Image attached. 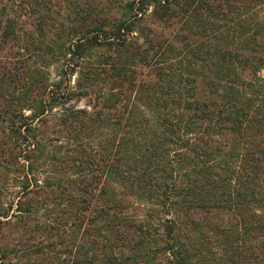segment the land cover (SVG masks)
Segmentation results:
<instances>
[{
  "label": "trees",
  "instance_id": "1",
  "mask_svg": "<svg viewBox=\"0 0 264 264\" xmlns=\"http://www.w3.org/2000/svg\"><path fill=\"white\" fill-rule=\"evenodd\" d=\"M11 171L0 260L264 264V0H0Z\"/></svg>",
  "mask_w": 264,
  "mask_h": 264
},
{
  "label": "rangeland",
  "instance_id": "2",
  "mask_svg": "<svg viewBox=\"0 0 264 264\" xmlns=\"http://www.w3.org/2000/svg\"><path fill=\"white\" fill-rule=\"evenodd\" d=\"M79 105H84V101H81ZM6 176L2 173H0V211L3 208H6L9 203H15V192L17 191V188H15L17 185V180L15 178V172L11 171L10 176L6 178ZM6 182V185L4 187V183ZM2 187V188H1ZM122 190L116 191L119 195H122V199L126 200V203H129V208L128 210L138 216L139 218L143 216L145 212V207L143 205H140L136 199L133 198L131 195H124L120 194ZM222 218L225 219L227 218L224 215L219 214L218 216L215 217L214 221ZM1 223H0V246L5 247V248H12L16 249L20 247L19 240H18V235L20 233V230L17 231L15 226L13 225L14 222H16V216L13 213V209L10 210L9 212V217L6 219L0 218ZM37 239L35 238L34 241ZM26 244V242H24ZM1 252V249H0ZM17 253V254H16ZM1 257V256H0ZM35 256L31 257H23L20 256L19 252H15L14 254L10 256H6L3 258V260H0V264H32L35 260ZM37 260L36 262H38ZM45 262V261H44ZM35 263V262H34ZM33 263V264H34Z\"/></svg>",
  "mask_w": 264,
  "mask_h": 264
}]
</instances>
